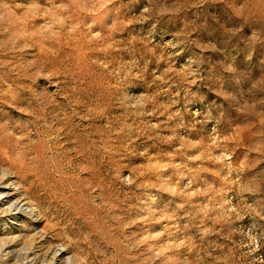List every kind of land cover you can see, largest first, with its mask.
<instances>
[{
	"label": "rangeland",
	"instance_id": "1",
	"mask_svg": "<svg viewBox=\"0 0 264 264\" xmlns=\"http://www.w3.org/2000/svg\"><path fill=\"white\" fill-rule=\"evenodd\" d=\"M6 181L0 264H264V0H0Z\"/></svg>",
	"mask_w": 264,
	"mask_h": 264
},
{
	"label": "bare ground",
	"instance_id": "2",
	"mask_svg": "<svg viewBox=\"0 0 264 264\" xmlns=\"http://www.w3.org/2000/svg\"><path fill=\"white\" fill-rule=\"evenodd\" d=\"M12 183L6 181L0 183V205L8 203L12 200L13 197H15L16 192L14 190ZM16 207L17 211L15 212V215L19 214L21 210L28 205V201L26 199L17 198L15 202H12ZM12 204V205H13ZM38 209V208H37ZM33 210H31L32 212ZM34 212V211H33ZM19 233V232H18ZM13 235V234H12ZM9 251V250H8ZM61 251V250H60ZM58 252L53 258V261H51L50 264H60L62 260L63 252Z\"/></svg>",
	"mask_w": 264,
	"mask_h": 264
}]
</instances>
